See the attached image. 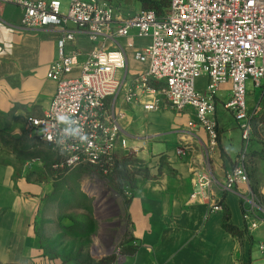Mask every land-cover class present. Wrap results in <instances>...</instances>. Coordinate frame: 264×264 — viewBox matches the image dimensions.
Returning <instances> with one entry per match:
<instances>
[{
    "label": "crops",
    "instance_id": "0c3cea01",
    "mask_svg": "<svg viewBox=\"0 0 264 264\" xmlns=\"http://www.w3.org/2000/svg\"><path fill=\"white\" fill-rule=\"evenodd\" d=\"M106 1L119 20L151 9L158 0ZM22 18V10L15 5L5 6L0 13V264H60L44 246L51 236L46 232L51 233L58 221L51 211L53 182H63L67 175L60 173L62 177L53 181L58 178L51 171L54 155L26 130V120L42 117L55 96L57 84L47 75L58 60L59 35L53 30H23ZM131 43L142 47L151 42L122 41L124 46ZM91 47L81 34H76L70 45L85 54ZM144 70L145 65L129 53L126 70L119 74L120 79H126L123 92L112 107L128 145L127 151H120L119 166L125 169L124 161L132 156L144 170L133 178L125 210L130 236L127 246L133 247L134 253L124 256L119 264H264L260 249L264 222L256 230H248L238 195L219 190L243 147L239 126L225 108L230 86H223L216 99L218 146L206 154L207 135L195 125L193 112L166 109L148 113L141 104L124 102V92ZM206 85V78H201L197 89L203 92ZM251 90L249 105L256 113L246 167L262 207L256 216L263 220L264 98ZM3 133L16 138L25 135L34 145L31 150L38 156L31 172L34 180L21 174L15 160L5 157ZM180 149L184 151L181 156L177 154ZM208 165L218 185L212 187L213 194L224 212L210 214L207 200L192 199L197 175ZM226 217L235 232L225 229Z\"/></svg>",
    "mask_w": 264,
    "mask_h": 264
},
{
    "label": "built area",
    "instance_id": "2783aa9c",
    "mask_svg": "<svg viewBox=\"0 0 264 264\" xmlns=\"http://www.w3.org/2000/svg\"><path fill=\"white\" fill-rule=\"evenodd\" d=\"M158 1L166 3L161 11L142 10L117 20L106 0H69L66 7L62 0H0V13L7 5L22 10L23 30H53L59 35L58 60L47 75L57 84L55 96L42 117L26 120V130L55 156V172L68 175L90 166L112 173L120 151L128 150L112 107L123 92L126 79L119 74L131 53L145 70L124 92V102L141 104L148 113L193 112L195 125L207 135L204 151L209 154L219 140L216 99L229 85L225 108L239 126L243 147L219 190L238 195L246 226L254 231L264 219L256 216L262 207L246 167L256 113L248 95L250 87L264 98V0ZM76 34L91 44L87 54L70 48ZM132 39L151 43L122 44ZM201 78L207 80L203 92L197 89ZM216 185L208 165L197 175L192 194L193 200L208 201L210 214L224 212L212 191ZM260 249L264 254V245Z\"/></svg>",
    "mask_w": 264,
    "mask_h": 264
},
{
    "label": "rangeland",
    "instance_id": "374dc122",
    "mask_svg": "<svg viewBox=\"0 0 264 264\" xmlns=\"http://www.w3.org/2000/svg\"><path fill=\"white\" fill-rule=\"evenodd\" d=\"M62 2L66 7L68 0ZM2 140L5 157L15 160L21 174H29L34 180L31 172L36 169L34 161L38 157L37 152L31 150L34 145L25 135L16 138L3 133ZM26 160L32 162L24 166ZM124 163L125 169L113 173H99L89 166L69 173L63 182H53L51 211L57 214L58 221L52 225L51 233L46 232L51 236L44 246L51 258L59 260L60 264H119L126 252L123 246L130 242L125 211L129 189L133 187L135 175L144 171L132 156ZM128 166H131L130 170H126ZM120 174L126 179L119 187L117 179ZM94 180L98 181L97 185H89L87 189L88 183ZM99 185L105 186L109 194L104 201L106 214L103 216L98 214L101 198L94 190ZM110 199L112 202L108 201Z\"/></svg>",
    "mask_w": 264,
    "mask_h": 264
},
{
    "label": "trees",
    "instance_id": "16d2710c",
    "mask_svg": "<svg viewBox=\"0 0 264 264\" xmlns=\"http://www.w3.org/2000/svg\"><path fill=\"white\" fill-rule=\"evenodd\" d=\"M163 4H165L164 2H155L154 4H153V6H152V8L151 9H155V10H157V11H161L163 8H165L166 7V4H165V6H163ZM119 169H121V167L119 166V162H117L116 163V166H115V168H114V170H113V172H115L116 170H119ZM51 171L53 172V175H58L57 177L60 179V177H62L61 176V174L59 173V172H55L52 168H51ZM98 172V171H97ZM112 172V173H113ZM100 173V172H99ZM121 173V172H120ZM124 173V172H123ZM100 175V174H99ZM124 176H123V174H120L119 175V177H118V186L120 187L122 184H123V182H124V180L126 179L125 177L123 178ZM57 178V179H58ZM62 178H64V176L62 177ZM65 180V179H64ZM224 227H225V229L226 230H228V231H230V232H235L236 231V229L230 224V223H228V218L226 217L225 218V224H224ZM130 243V242H129ZM129 243H126L127 245L129 244ZM127 245H124L123 246V248H125V250H126V252H125V254H124V256H126V255H132L133 253H134V249H133V247H131V246H127ZM108 264H111V263H108Z\"/></svg>",
    "mask_w": 264,
    "mask_h": 264
},
{
    "label": "bare ground",
    "instance_id": "6f19581e",
    "mask_svg": "<svg viewBox=\"0 0 264 264\" xmlns=\"http://www.w3.org/2000/svg\"><path fill=\"white\" fill-rule=\"evenodd\" d=\"M94 190H95V192L96 193H98V195L100 196V198H101V202H100V204H99V207H98V209H97V211H98V214L99 215H101V216H103V215H105L106 213V211H105V204H104V201H105V199L107 198V195H109L108 194V191H106V189H105V186H102V185H99V186H97V187H94ZM114 197V196H113ZM114 199V198H113ZM113 199H110V200H108L109 202H112V200ZM112 204V203H111ZM107 206V205H106ZM96 253H100V251H98V252H96Z\"/></svg>",
    "mask_w": 264,
    "mask_h": 264
}]
</instances>
